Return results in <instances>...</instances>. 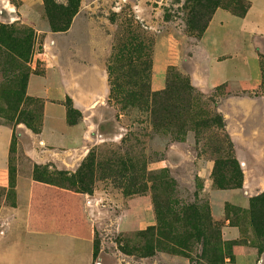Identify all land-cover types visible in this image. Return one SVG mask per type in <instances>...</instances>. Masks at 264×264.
I'll list each match as a JSON object with an SVG mask.
<instances>
[{
    "label": "rangeland",
    "instance_id": "1",
    "mask_svg": "<svg viewBox=\"0 0 264 264\" xmlns=\"http://www.w3.org/2000/svg\"><path fill=\"white\" fill-rule=\"evenodd\" d=\"M211 1L79 0L76 14L68 17L61 10L67 0H0V27L13 32L4 39L26 43L17 55L0 46V89H14L28 75L64 72L77 103L90 104L87 113L97 129L88 151L73 162L70 154H61L62 169L34 165L51 183L59 182L55 172L72 177L92 166L81 184L65 183L70 189H87L84 194L93 201L87 212L93 229L88 264H264V239L257 240L249 224L250 207L221 205L211 197V191L242 189L244 177L240 164L232 162H238L236 148L220 112L224 89L206 94L188 75L189 51L214 10ZM47 3L57 13V25H69L67 32L51 30ZM164 36L175 41L164 43ZM130 38L137 51L112 61L113 48ZM254 41L262 72L259 92L264 94V38ZM164 53L169 54L167 63ZM117 86V95L111 96ZM101 88L108 90L106 98H100ZM30 99L6 109L0 98V122L14 131L13 178L32 167L24 127L33 134L41 128L43 100ZM65 106L68 123H78L81 114L73 101L67 99ZM209 162L213 168L207 172ZM215 178L225 189H217ZM1 198L0 190V203ZM137 198L149 201L148 213L144 210L141 230H125L123 223L139 218L141 205L126 210L129 200ZM196 212L202 217L199 229L192 219ZM226 227L237 230L238 238L231 240ZM237 247H246L248 254L237 255Z\"/></svg>",
    "mask_w": 264,
    "mask_h": 264
},
{
    "label": "crops",
    "instance_id": "2",
    "mask_svg": "<svg viewBox=\"0 0 264 264\" xmlns=\"http://www.w3.org/2000/svg\"><path fill=\"white\" fill-rule=\"evenodd\" d=\"M244 1L249 9L242 17L221 8L213 12L189 51L191 70L188 75L206 94L224 89L226 95L220 112L244 174L242 189L211 191V197L221 205L228 203L248 210L250 199L264 193V94L259 92L262 72L254 41L264 38V0ZM8 15L13 17L11 13ZM165 37L164 43L175 41L174 37ZM160 42L161 47L163 41ZM168 58L169 54L164 53L165 63ZM67 77L64 72L29 76L26 96L43 100L42 122L38 134L24 127V134L29 137L25 154L32 167L27 175L18 172L13 189L10 188L9 160L14 131L0 122V189L3 192L0 264H88L91 259L93 229L87 212L93 201L84 194L32 178L34 165L54 164L62 169L63 162L58 159L61 154H70L69 161L73 162L81 157L80 153L87 152L94 141L97 125L87 113L90 104L77 103L71 94L74 87ZM157 80L160 74L155 75ZM101 92L100 98H106L108 90L101 88ZM67 99L73 101L74 108L81 114V120L74 125L67 121ZM205 168L207 172L212 170L213 163L209 162ZM207 183L210 187V181ZM143 199L127 203V211L131 212L134 204L141 205V211L137 214L139 218L122 224L125 230H141L146 218L144 210L147 214L150 205ZM224 229L231 234V240L238 238L237 230ZM248 252L246 247L236 248L237 255L246 256ZM77 253L78 258L73 259Z\"/></svg>",
    "mask_w": 264,
    "mask_h": 264
},
{
    "label": "trees",
    "instance_id": "3",
    "mask_svg": "<svg viewBox=\"0 0 264 264\" xmlns=\"http://www.w3.org/2000/svg\"><path fill=\"white\" fill-rule=\"evenodd\" d=\"M211 3L214 5V10L213 12L218 9H225L228 10L237 16H244L249 9V4L245 2L244 0H223L221 3H216L215 0H212ZM236 4L237 8L232 9V5ZM79 6V0H67V6L64 8H61V10L66 13L68 17H73L76 12L77 8ZM212 12V14H213ZM56 12L54 11V8H52L48 3L46 5V15L50 24V28L54 32H67L69 29V25H63L59 26L57 25V18H56ZM211 14V15H212ZM211 17V16H210ZM13 34L12 31L7 30L5 27H0V46H5L7 48H10L11 51L15 52L16 55L18 53H21L20 51L25 50L26 43L25 41H11L10 43L4 39L10 37V35ZM153 43L150 42L149 44V55L151 54V46ZM138 45L136 44L135 38H130L126 42H120L119 45L113 48V53L111 56L112 61L119 60L122 58L124 53L128 52L131 50L133 52L134 50L137 51ZM111 72V68H109V76ZM29 79V75L25 80H17L15 82L16 87L13 89H0V98L5 101V107L8 109L11 105L13 106H23L25 103L32 102L29 97L26 96V86L27 82ZM117 87L111 88L110 95L115 96L117 95ZM113 98V97H112ZM4 110V109H3ZM2 110V111H3ZM1 111V112H2ZM6 110H4L5 112ZM68 121V119H67ZM209 123V122H208ZM70 125H74L76 123H69ZM214 124V123H213ZM215 125V124H214ZM40 132L39 130H35V133L38 134ZM13 142V141H12ZM12 145V144H11ZM11 150V149H10ZM10 161V160H9ZM230 160L228 158H225V162H229ZM234 165H236L239 168V163L236 160L232 161ZM89 164L87 167H85V171L82 172L80 170L75 176H68L67 173H62V172H55L53 173L58 179L59 182L56 183H51L48 181H44L43 177L47 175L45 172L40 171V169L36 166H34L33 171H32V178L36 182H42L50 185H54L59 188H63L66 190H69L74 193H79V194H84L87 193V189H79V190H74L70 189L69 187L65 186V183L69 185L70 181H75L77 184H81L86 178L88 174V168H91ZM217 169H220V163H217ZM9 174H10V188L13 189L15 186V178L11 176V170L9 166ZM93 175V174H92ZM64 176H68V178H64ZM214 184L217 187V189H225L223 184L220 182L219 178L214 179ZM1 190V189H0ZM2 192V190H1ZM3 194V192H2ZM85 195V194H84ZM195 212V211H194ZM264 217V193L260 194L259 196H256L250 200V209L248 212V217H249V224L254 232V235L256 236L257 240L264 239V232H263V221L261 217ZM192 219H194L196 226L195 229H199V226H201L200 221L202 217L200 216L199 213H194L192 216ZM219 245V242L215 241V246ZM222 248H225V244H220Z\"/></svg>",
    "mask_w": 264,
    "mask_h": 264
}]
</instances>
